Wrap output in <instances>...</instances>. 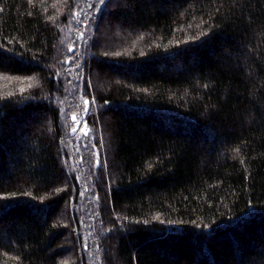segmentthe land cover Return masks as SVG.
Returning <instances> with one entry per match:
<instances>
[{
    "label": "trees",
    "instance_id": "16d2710c",
    "mask_svg": "<svg viewBox=\"0 0 264 264\" xmlns=\"http://www.w3.org/2000/svg\"><path fill=\"white\" fill-rule=\"evenodd\" d=\"M90 2L0 0V80L36 81L0 87V264H87V209L99 264H264V0ZM90 4L97 210L61 109L62 31Z\"/></svg>",
    "mask_w": 264,
    "mask_h": 264
},
{
    "label": "rangeland",
    "instance_id": "374dc122",
    "mask_svg": "<svg viewBox=\"0 0 264 264\" xmlns=\"http://www.w3.org/2000/svg\"><path fill=\"white\" fill-rule=\"evenodd\" d=\"M91 2L93 0H90ZM97 5L101 6L103 3L97 0ZM90 2V3H91ZM95 3V2H92ZM94 5L90 4L89 9L84 14L74 13L70 22L62 31V39L60 46L62 48V64H66L65 68V82L70 88L65 100L61 104L63 129H64V147L66 148V156L69 158L66 171L74 176L77 184L83 189V202L90 203L98 209L100 207L98 194L94 186L95 180L91 177L96 176L98 171L105 166L104 144L103 135L100 127L94 129L92 126L93 118H95L100 110L96 105L94 98L86 91V82L92 88V80L87 77V69L85 61L91 55V46L94 41L95 34L93 35L99 12L94 9ZM71 49V51H69ZM2 84L8 83L14 89L21 91V89L30 88L29 84H36L33 79H6L1 78ZM84 100L89 103L85 105ZM87 109V110H85ZM73 116L78 119L74 121ZM91 121V124L89 122ZM76 128L73 132L72 129ZM87 133L85 135L84 133ZM104 158V159H103ZM88 176V182H84ZM85 209V208H84ZM88 213L82 218L83 231L77 234H82V246L85 251L87 264H99L98 257L96 256L97 250L96 243H94V236L96 235V228L100 226L98 223L95 211L87 209ZM87 210H83L86 212Z\"/></svg>",
    "mask_w": 264,
    "mask_h": 264
},
{
    "label": "snow or ice",
    "instance_id": "6c2138e0",
    "mask_svg": "<svg viewBox=\"0 0 264 264\" xmlns=\"http://www.w3.org/2000/svg\"><path fill=\"white\" fill-rule=\"evenodd\" d=\"M100 2L103 3L104 0H100ZM29 3H32V0H29ZM69 51H71V49H69ZM28 87H32V85L29 84ZM21 91L23 92L24 89H21ZM9 95H11V93H9ZM83 103H84L85 105H87V104L89 103V101H88V100H84ZM85 110H87V109H85ZM72 119H73L74 121H76L78 118H77L76 116H73ZM72 131L75 132V131H76V128H73ZM84 134L87 135L86 132H85Z\"/></svg>",
    "mask_w": 264,
    "mask_h": 264
}]
</instances>
